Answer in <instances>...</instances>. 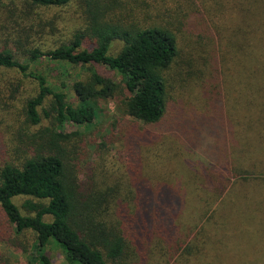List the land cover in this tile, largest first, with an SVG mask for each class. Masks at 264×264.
I'll use <instances>...</instances> for the list:
<instances>
[{"label":"trees","instance_id":"1","mask_svg":"<svg viewBox=\"0 0 264 264\" xmlns=\"http://www.w3.org/2000/svg\"><path fill=\"white\" fill-rule=\"evenodd\" d=\"M17 2L0 0V88L23 99L31 126L42 123L40 110L53 125L33 134L30 150L19 148L24 155L0 168V240L24 253L35 249L28 264H51L45 248L52 242L68 264H121L130 258L136 264H264V23L253 29L243 23L222 35L215 75L222 83L210 102L221 114L195 115L193 121L168 106L165 72L179 46L166 20L137 15L124 0ZM75 3L83 25L72 40L49 51L37 47L34 38L57 22V15L49 21L44 13ZM253 5L248 12L261 14L264 22V0ZM117 40L122 47L113 53ZM44 57L89 66L90 75L72 85L77 104L32 67ZM25 79L36 85L27 97L20 95ZM120 95L127 117L158 124L169 116L178 139L199 146L202 166L191 176L192 187L180 192L183 183L169 181L175 173L167 164L179 165L175 153L165 159L162 175L151 162L145 167L132 152L138 139L133 133L124 158L133 197L97 174L81 186L72 137L58 129L68 122L92 125L98 102ZM15 197L31 198L23 205L27 214ZM0 264L11 259L0 254Z\"/></svg>","mask_w":264,"mask_h":264},{"label":"rangeland","instance_id":"2","mask_svg":"<svg viewBox=\"0 0 264 264\" xmlns=\"http://www.w3.org/2000/svg\"><path fill=\"white\" fill-rule=\"evenodd\" d=\"M19 3L21 0H17ZM128 6H133L136 14L142 17L150 15L158 21L166 20L170 27L175 29L179 55L171 67L165 72L167 80V94L170 108L175 107L176 111L183 117L196 121L195 115L221 114L219 109L214 110L210 105L213 93H217L222 81L216 79L218 69L217 56L220 54L219 45H222V35L230 32L237 25H263L262 15H253V0H124ZM137 4V7H135ZM252 4V5H251ZM254 7V5H253ZM257 8V7H255ZM258 9V8H257ZM54 27L47 26L41 38H34L36 45L44 51L60 47L63 43L72 40L75 30L83 25V15L78 3L61 10H50L44 13L47 20L55 19ZM56 21V20H55ZM4 19L0 17V24ZM173 23V25L169 24ZM45 24V23H44ZM243 27V26H242ZM51 29H54L51 31ZM239 31V30H238ZM240 32V31H239ZM242 33V32H240ZM77 40V37L75 38ZM1 43V42H0ZM41 43V44H40ZM3 45V43H1ZM9 45V44H8ZM122 47L121 41H115L113 53L118 52ZM24 61V60H23ZM24 62H27L26 60ZM32 67L48 78L49 84L67 96L69 103L77 104L75 95L72 92L74 82L80 81L90 75L89 66H81L68 62H55L44 57L33 62ZM95 69L104 72L106 69L96 66ZM106 73V72H105ZM5 72L0 71V87H3ZM115 78L116 76L113 75ZM20 95L27 97L36 90L33 82L25 79ZM218 82V83H217ZM217 84V85H216ZM219 93V92H218ZM10 95V96H9ZM10 92L6 94L0 88V168L9 162L17 161L16 158L24 155L22 148L27 151L33 145L30 138L47 126H52V120L40 110L42 123L36 127L31 126L25 120L22 98ZM124 95L115 96L107 100H100L97 107V118L92 125L79 126L73 123H66L59 130L65 136L72 137L71 146L76 148L75 165L78 170L79 182L82 187L91 180L94 175L100 178H109V181L120 183L124 194L133 195V187L127 175L124 158L130 141L128 135L133 133L139 143L132 149L134 154H139L143 164L152 163L156 172L164 173L166 166L173 171L169 181L177 185L180 181L181 191L192 187L189 184L191 176L200 173L199 146L186 143L178 139L175 132L171 130L174 125L165 118L158 124H145L134 118L127 117L123 113L121 101ZM166 116V117H167ZM141 136V139L137 136ZM177 138V139H176ZM131 148V147H130ZM178 156L179 165L173 167L170 161L166 165L165 159H171L173 155ZM222 159L228 164L229 157ZM200 161V162H199ZM141 163V159H140ZM166 165L164 168L161 166ZM230 165V164H229ZM79 167V168H78ZM174 168V169H172ZM158 182V179L155 180ZM133 197V196H132ZM30 197H15L13 201L20 207V210L27 214L23 207ZM35 200V199H34ZM133 198L130 203L133 204ZM46 221H51L47 217ZM54 241V240H53ZM46 254L51 259V264H68L69 257L59 246L53 242L45 248ZM0 254L7 255L11 264H28V260L37 253L32 250L24 253L21 249L11 247L0 240ZM121 264H136L134 258L126 259Z\"/></svg>","mask_w":264,"mask_h":264}]
</instances>
